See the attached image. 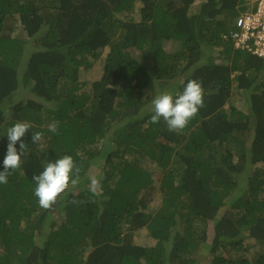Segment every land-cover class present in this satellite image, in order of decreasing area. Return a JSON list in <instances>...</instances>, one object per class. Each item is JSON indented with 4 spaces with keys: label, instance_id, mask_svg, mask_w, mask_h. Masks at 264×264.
<instances>
[{
    "label": "trees",
    "instance_id": "16d2710c",
    "mask_svg": "<svg viewBox=\"0 0 264 264\" xmlns=\"http://www.w3.org/2000/svg\"><path fill=\"white\" fill-rule=\"evenodd\" d=\"M258 1L0 0V171L6 130L31 125L0 184V264H264V58L232 39ZM188 80L195 118L150 123L158 87ZM64 155L78 182L44 210L32 177Z\"/></svg>",
    "mask_w": 264,
    "mask_h": 264
},
{
    "label": "clouds",
    "instance_id": "9594fccd",
    "mask_svg": "<svg viewBox=\"0 0 264 264\" xmlns=\"http://www.w3.org/2000/svg\"><path fill=\"white\" fill-rule=\"evenodd\" d=\"M203 106L202 85L196 80H188L181 92L175 95L163 92L152 99L149 109L150 123L157 124L162 120L169 132L178 134L187 127ZM30 127L28 122H16L6 130L8 143L3 159V171H0V184H6L8 176L21 167V157L27 150V145L22 138ZM48 130L57 133L58 122L49 124ZM42 139L43 133H32L33 144H38ZM18 143L19 150L17 149ZM79 173L80 168L70 155H64L54 162H47L43 171L32 177L36 185L34 196L39 206L44 210H51L62 194L68 190L69 185L77 184ZM89 180V190L95 193L100 187V181L95 176L89 177Z\"/></svg>",
    "mask_w": 264,
    "mask_h": 264
},
{
    "label": "built area",
    "instance_id": "2783aa9c",
    "mask_svg": "<svg viewBox=\"0 0 264 264\" xmlns=\"http://www.w3.org/2000/svg\"><path fill=\"white\" fill-rule=\"evenodd\" d=\"M237 25L239 30L233 33L232 38L235 46L247 47L256 56L264 58V0L258 1L256 13L242 14Z\"/></svg>",
    "mask_w": 264,
    "mask_h": 264
},
{
    "label": "rangeland",
    "instance_id": "374dc122",
    "mask_svg": "<svg viewBox=\"0 0 264 264\" xmlns=\"http://www.w3.org/2000/svg\"><path fill=\"white\" fill-rule=\"evenodd\" d=\"M137 5L139 6L140 3H138ZM197 7H198V6H196V7L193 9L194 12H195V10L197 9ZM166 47H167L168 50H173V49H175V44L168 43ZM107 50H108V49H107ZM107 50H105L103 56H105V55L107 54ZM98 69H99V68H96V71H97V72H96V71H92V72H89V75H85V76L87 77V78H85V79H87V80H88V79H92V80H93L95 77H97L98 74H99V73H98ZM97 73H98V74H97ZM85 76H84V77H85ZM84 77H83V78H84ZM157 87H158V86H157ZM163 92H168V91H166V90H164V91L159 90V87H158L157 95H158V94H161V93H163ZM168 93H170V92H168ZM150 105H151V103H150L149 105H147V107H146V111H150V110H149V109H150ZM71 188H73V186H72ZM159 198H160V197H158V199H157L158 201H160ZM253 248L260 249V246L257 247V244H256V246H253Z\"/></svg>",
    "mask_w": 264,
    "mask_h": 264
}]
</instances>
